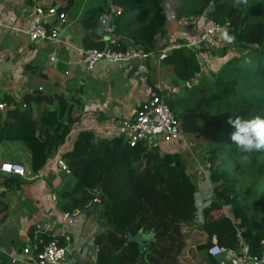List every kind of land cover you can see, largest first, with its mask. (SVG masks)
I'll return each mask as SVG.
<instances>
[{
    "label": "trees",
    "instance_id": "obj_1",
    "mask_svg": "<svg viewBox=\"0 0 264 264\" xmlns=\"http://www.w3.org/2000/svg\"><path fill=\"white\" fill-rule=\"evenodd\" d=\"M64 1L59 11L68 9L70 0ZM165 2L174 3L173 11L165 8ZM111 5L121 10L107 22L118 36L120 50L153 51L170 16L179 22L206 17L227 24V36L243 50L230 55L227 46L217 49L219 64L204 70L196 50L179 42L162 62L171 67L175 85L190 82L191 86L184 85L174 99L161 96L183 133L199 136L213 127L214 146L205 154L209 163L205 179L212 185V199L202 209L200 225L209 239L199 249L206 256L213 235L218 245L230 250L237 248L241 238L248 253L258 257L264 240V150L239 151L231 142L234 128L228 119L264 115V0H104L81 20L84 49L104 48L105 26L99 18L106 17ZM0 102L13 106L0 111V143L22 142L30 152L34 174L79 120L75 114L80 105L63 93L37 91L19 103L5 96ZM63 158L70 173L55 190L56 207L69 215L95 214L100 225L93 238L95 264H176L185 244L181 227L197 225L198 211L196 185L185 173L181 154H161L157 146L143 142L130 146L120 136L95 142L92 132L80 130ZM24 183L28 182L17 175L2 181L6 188ZM96 188L102 192L100 201L88 191ZM224 208L230 217L223 214ZM140 229L154 233L143 251L138 242L127 241ZM51 239L65 244L61 236L42 232L35 242L41 247ZM206 259L218 263L208 255Z\"/></svg>",
    "mask_w": 264,
    "mask_h": 264
},
{
    "label": "crops",
    "instance_id": "obj_2",
    "mask_svg": "<svg viewBox=\"0 0 264 264\" xmlns=\"http://www.w3.org/2000/svg\"><path fill=\"white\" fill-rule=\"evenodd\" d=\"M103 1L70 0L66 11H59L58 8L66 4L64 0H0V98L5 96L19 103L26 95L37 91L45 95L63 93L65 97H73L80 105L79 110L76 109L79 120L74 123L73 128L80 126L83 121L89 123L95 119L94 115L86 119L81 117L85 107L94 106L104 110V113H99L96 118L97 126L108 123L106 115L113 109H119L122 114L129 116L151 94L168 97L170 93L179 92L185 84L175 85L171 67L162 61L158 64L148 61L146 73L138 72L135 67H114L105 61L97 62L90 71L85 69L81 60V51L84 49L82 46L84 30L81 20L89 9L102 4ZM41 3L43 6L54 7L58 12L64 13V21L61 22L57 17L49 14L36 15L35 9L43 7ZM36 19L44 22L47 28L55 29L58 33V41L31 42L28 38V30ZM201 22L202 18L197 22L195 20L179 22L175 19L167 21L166 31L157 37L154 50L158 52L173 43L179 44L183 41L190 44L197 40ZM194 23L200 24L193 26ZM192 47L198 53L199 46ZM197 55L199 57V53ZM211 62L215 65L206 64L210 70L211 67L216 68L220 58L216 56ZM206 67H203L204 70H207ZM0 111L5 113L6 110ZM71 130L67 137V141L70 142L65 141L60 147L62 153L71 150L76 139L77 132ZM87 131L94 134L95 142L120 136L111 128ZM182 135L187 140L186 143H180L174 138L169 142L160 140L156 146L165 148L163 153L181 154L186 168L188 163L194 164L193 170L199 174L200 172L197 171L199 162L188 156L185 150L189 148L188 142L190 145L193 144L190 141L191 137L185 133ZM30 159V152L22 142L0 143V165L7 162L22 164L31 178L26 179L28 183L20 187L6 188L2 185V181L9 175L0 172V264H19V261L12 263L11 256L20 257L23 246L27 242L35 241L37 233L40 230L45 231V228L47 234L52 237L61 236L64 242V235L69 236L68 262L70 264H95L97 247L93 243V238L99 230L94 231L91 228L92 223L87 222L88 232L84 234V223L88 214L74 213L66 216V213H61L56 207L55 190L63 183L66 175L59 173L52 183V189L48 187L45 179L47 173L45 167L41 169L43 177L35 179L34 175L37 174L30 169ZM187 170L190 174V169L187 168ZM195 182L199 183V180ZM210 193V198L209 195H205L200 200L198 191L196 192L197 225H182L181 232L185 244L177 256L176 264H210L206 259L207 254L205 256L199 249V246L209 239V235L200 225L202 209L212 199V191ZM198 201L201 202L200 207ZM224 210L223 214L227 215ZM70 216H73L75 223L72 227H67L62 222ZM227 216L230 217V215ZM216 240V236L213 235L211 242ZM78 247L80 251H77ZM238 249L232 250L237 257L227 258L226 256L223 259L224 264H254L252 260L242 263ZM217 262L220 264L218 260Z\"/></svg>",
    "mask_w": 264,
    "mask_h": 264
},
{
    "label": "built area",
    "instance_id": "obj_3",
    "mask_svg": "<svg viewBox=\"0 0 264 264\" xmlns=\"http://www.w3.org/2000/svg\"><path fill=\"white\" fill-rule=\"evenodd\" d=\"M35 12L38 16L43 14L53 15L61 22L64 21L65 18V14L58 12L57 8L54 7H47L46 9L37 7ZM120 12V8L111 5L106 17L99 18L100 24L105 26V46L101 50L90 48L81 51V60L86 70L90 71L94 68L97 62L105 61L107 64L114 67H135L138 72L146 73V63L148 61H152L153 64H158L172 48L178 45L173 43L171 46L162 48L158 52L155 50L143 52L136 47H129L126 50L118 49V36L113 33V26L107 24V22L109 19L112 21V19L119 15ZM174 19V16H170L168 21ZM227 30V24H220L203 17L198 39L187 44V46L209 47L210 44L216 42L218 37L224 36V34L227 33ZM28 38L31 42L38 40L58 41V33L55 29L51 30L47 28L44 22L36 19L28 30ZM51 60H53V58H51ZM185 86L190 87L191 83L187 82L185 83ZM11 108H13L12 105H6L4 102H0V110L4 111ZM101 112L104 113V110L98 107H85L82 111L81 117L86 119L88 116L94 115L96 116L95 119H92L89 123L83 121L80 126L73 127L71 131H95L111 128L116 134L122 135L130 146H134L137 142L146 143L148 146H156L160 140L169 142L174 138L180 143L187 142L182 135L183 132L180 128L179 121L175 118L164 97L161 95L155 93L151 94L143 100L129 116L122 114L119 109H113L106 115L108 123L96 126V118ZM67 139L68 138H66L65 141H67ZM61 146L58 147L54 155L44 166L47 171L45 179L48 182V187L52 189V183L59 173H64L65 175L70 173L63 158L64 153L61 152ZM207 167H209V163L206 162L205 168ZM0 172L9 176L17 175L25 180L31 179L28 176L26 168L22 164L16 162L2 163L0 165ZM40 172H38L37 175H34L36 176L35 179L37 177H43L42 170ZM34 176H32V178ZM67 215L69 214H66V216ZM45 231L40 230L42 233H46ZM64 239L65 242H67L66 244L60 245L56 239H51L41 247H39L38 243L34 240L27 242L21 250L20 257L12 255L11 261L12 263L19 261V264H70L68 262V242L70 241V238L69 236L64 235ZM261 246L260 255L258 257L251 256L248 253V246L241 238H239L237 249L239 248L238 250L241 255L240 258H242V263H248L252 260L254 264H264V240L261 242ZM77 251H80L79 247L77 248ZM206 253L211 257L218 254H224L223 259H225L226 256L227 258L237 257L232 249L224 248L218 245L216 241L211 242L206 249ZM223 259L218 260L220 264H224Z\"/></svg>",
    "mask_w": 264,
    "mask_h": 264
},
{
    "label": "rangeland",
    "instance_id": "obj_4",
    "mask_svg": "<svg viewBox=\"0 0 264 264\" xmlns=\"http://www.w3.org/2000/svg\"><path fill=\"white\" fill-rule=\"evenodd\" d=\"M164 6H165L166 9H168L170 11H173L174 3L165 2ZM197 20L198 19H196L195 22H197ZM199 24L197 25L196 23H194L193 26H199ZM190 26L192 27V24ZM190 26H188V27H190ZM195 29H196V27H195ZM223 46H227L229 48V54L230 55L234 54V53H238L240 50H241L240 52L243 51L241 48H238L237 45H233L232 41L229 42L228 40H226L225 36L218 37L216 42L214 44H210L209 47H205L204 49H199V47L197 48L198 49L197 51H198L199 57H200V61L202 62L203 67L204 66L206 67V64L209 65V66L214 64L211 61L213 60V58H215L217 56V54H218V50L217 49H219V48H221ZM194 47H196V46H194ZM206 69L210 70L208 67H206ZM213 69H215V67L214 68L211 67V70H213ZM175 96H176L175 94H173V93L171 94L170 93V96H168V99H170V98L174 99ZM211 127H212V125H211ZM212 130H213V127H212V129L211 128L205 129V130H203L200 133L199 136H195L193 134H188V135H190V137H191L190 141L193 144L190 145V142H188L187 144H188L189 148L187 147L185 149L188 152V154H189L188 156L193 157L194 159H196L199 162L198 166H197L199 168H197V171L200 172L199 173L200 175L198 173H196L195 170H193V167L195 166L194 164H189L188 163L187 168L190 169V171H191L190 177H191L192 181L194 182V184L196 185V192L198 191V196H199L200 200L202 198H204L205 195H209V193L212 191V185L205 179V175H204V173L206 171V168H205L206 160L204 158L205 154H206V152L208 150H210L214 146L213 145V141L214 140L211 138V131ZM70 139H72L71 136H70ZM67 142H70V141L68 140ZM164 150H165V148H160V147L158 148V151L161 154L164 152ZM200 176L202 178H200ZM197 180H199V183L195 182ZM200 203L201 202L198 201L199 207H200ZM34 206H35V204H34ZM34 210H35V207L33 208V212H34ZM224 211H225V213L227 215H230L229 212H228V208H225ZM85 222L86 223H84V228H85L84 234L88 232V229H87L88 224H87V222L88 223L89 222L92 223V227L91 228L94 231H96V230L100 231V225L97 223V221L95 219V214L93 212H89L88 213L87 219L85 220ZM62 223L65 224L67 227H72L75 222L73 221V216H70V217H68L66 219V221H63Z\"/></svg>",
    "mask_w": 264,
    "mask_h": 264
},
{
    "label": "clouds",
    "instance_id": "obj_5",
    "mask_svg": "<svg viewBox=\"0 0 264 264\" xmlns=\"http://www.w3.org/2000/svg\"><path fill=\"white\" fill-rule=\"evenodd\" d=\"M225 39L231 42V37L224 34ZM229 125L234 128L230 135L231 142L247 150H264V115H255L250 118L228 119ZM211 193H209V198ZM210 202V201H209Z\"/></svg>",
    "mask_w": 264,
    "mask_h": 264
},
{
    "label": "water",
    "instance_id": "obj_6",
    "mask_svg": "<svg viewBox=\"0 0 264 264\" xmlns=\"http://www.w3.org/2000/svg\"><path fill=\"white\" fill-rule=\"evenodd\" d=\"M120 137H122V135H120ZM239 151H248V150L239 147ZM185 173L188 175L189 174L188 170H186ZM88 191L91 194H93V195L96 196L97 201H100V199L102 197V192H101L100 188L88 189ZM153 239H154V233L152 231H150V232H143L140 229L135 235H128V240L127 241H136V242H138L140 251H143V244L145 242L151 241ZM209 257H211V256H209ZM212 258H215L217 260H220V259H223L224 258V254H218V255L213 256Z\"/></svg>",
    "mask_w": 264,
    "mask_h": 264
}]
</instances>
